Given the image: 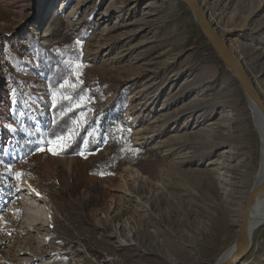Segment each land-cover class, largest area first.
<instances>
[{"label":"rangeland","instance_id":"rangeland-1","mask_svg":"<svg viewBox=\"0 0 264 264\" xmlns=\"http://www.w3.org/2000/svg\"><path fill=\"white\" fill-rule=\"evenodd\" d=\"M199 2L264 101V0ZM0 82V264H213L236 239L260 137L183 3L0 0Z\"/></svg>","mask_w":264,"mask_h":264},{"label":"water","instance_id":"water-1","mask_svg":"<svg viewBox=\"0 0 264 264\" xmlns=\"http://www.w3.org/2000/svg\"><path fill=\"white\" fill-rule=\"evenodd\" d=\"M189 12L193 14L194 21L208 44L215 51L222 62L225 70L233 77L242 89L246 99L253 102L259 109L264 119V101L255 89L252 79L247 73L242 61L238 58L233 49H231L224 37L211 24L207 13L201 6L199 0H180ZM258 133V132H257ZM259 135V133H258ZM264 196V176L263 179L249 189L243 204L238 225L237 236L233 243L218 257L213 264H239L248 254L251 248V238L254 229H250L248 218L250 210L255 202ZM262 225V224H260ZM259 226V225H258Z\"/></svg>","mask_w":264,"mask_h":264},{"label":"bare ground","instance_id":"bare-ground-1","mask_svg":"<svg viewBox=\"0 0 264 264\" xmlns=\"http://www.w3.org/2000/svg\"><path fill=\"white\" fill-rule=\"evenodd\" d=\"M180 3H183L182 1L178 0ZM184 4V3H183ZM185 5V4H184ZM191 13V12H190ZM193 16V14L191 13ZM57 16L56 15H51L47 21L44 23L43 27L41 28L40 31V36L43 38H46L49 34V31L54 28V24H57ZM264 55V53H263ZM1 82H0V89L1 88ZM7 90L4 89L2 92L0 91V114L2 116L6 117L7 114V106H8V95H7ZM248 101V100H247ZM247 105V104H246ZM248 110L253 118L255 128L257 132L259 133L260 137V146H261V155H260V166L259 169L257 170L256 177H255V182L259 183L264 176V119L262 118V115L260 114V111L258 107L251 101H248ZM1 136V135H0ZM220 165V164H219ZM220 175L224 176V173L220 172ZM224 177H227L226 174ZM23 192H28L31 193L32 189L28 186H23L21 189ZM33 197L37 198V195H33ZM37 200L40 201V198L38 197ZM32 207H29V203L26 202L23 203V212L25 214H29V216H32L33 210L31 209ZM243 208V207H242ZM242 213V211H241ZM264 223V196L260 197L254 204L253 208L250 210L249 218H248V225L250 229H256L259 228L260 224ZM259 225V226H258ZM240 264V263H239Z\"/></svg>","mask_w":264,"mask_h":264},{"label":"snow or ice","instance_id":"snow-or-ice-1","mask_svg":"<svg viewBox=\"0 0 264 264\" xmlns=\"http://www.w3.org/2000/svg\"><path fill=\"white\" fill-rule=\"evenodd\" d=\"M77 43H79V42H77ZM73 87H75V85H73ZM65 99H67V97H65ZM53 107H56V105L53 104ZM70 139H71V136L56 137L55 141L52 142L54 144V147L49 148V151L51 152V154L52 155H58L59 153H58L57 149L59 150V152H62L64 150H66L67 147H70V144L66 143V140H70ZM43 150L44 149H40V151H43ZM9 171H11V169H9ZM17 175H19V174H17Z\"/></svg>","mask_w":264,"mask_h":264}]
</instances>
